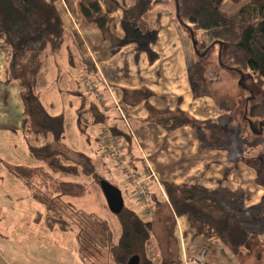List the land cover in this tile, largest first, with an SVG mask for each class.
Wrapping results in <instances>:
<instances>
[{"label":"trees","instance_id":"trees-1","mask_svg":"<svg viewBox=\"0 0 264 264\" xmlns=\"http://www.w3.org/2000/svg\"><path fill=\"white\" fill-rule=\"evenodd\" d=\"M56 1L0 0V48L9 60L7 71L18 80L24 106L22 137L34 160L33 163L9 164L8 170L22 180L33 199L45 206L43 216L50 228L58 226L75 234L81 254L87 252L89 255L93 250L90 255L97 258L96 252L101 251L100 264H128L135 254L140 257L139 264H184L178 259L157 261L149 255V245L154 238L150 215L152 204L157 201L150 184L154 180L159 183L157 177L146 181L151 194L150 206L135 198L143 206V212L125 204L119 213H113L100 186L101 180L108 178L101 171L99 160L82 150L71 151L72 157L56 146L66 139L65 114L48 112L38 95L44 54L58 55L65 40L64 22ZM226 1L237 7L224 10ZM169 2L174 6L179 25L186 26L192 36H197L203 50L221 45L218 59L198 56L190 65L188 73L195 97L209 94L212 83L221 79L224 68L244 75L251 73L260 86L264 85V0H135L132 5H127L125 0H77V8L84 24L100 30L102 39L108 42L109 54L113 56L132 42L138 44L137 53L140 48H147L156 38L162 13L157 12L154 27H150L144 18L156 4ZM119 9H122V23L126 30H131L123 37L118 33L114 16ZM90 92L82 88L73 92L80 101L77 115L85 126L104 121L101 104ZM122 94L130 105L143 102L148 110L146 120L168 132L190 126L202 146L227 145L236 133L246 152L264 150V96L258 101L246 102L243 120L234 122L224 109L225 102L220 104L218 116L199 120L182 108V96L171 108L168 97L155 95L145 86L122 89ZM152 97L163 100L165 106L152 104ZM89 115L93 119L89 120ZM111 132L126 144L123 156L130 167L140 173L149 170L150 167L143 171L135 167L140 165V159L132 133L116 119L112 120ZM231 169L225 170L221 182L227 179ZM256 169L258 180L264 185L259 176L264 171ZM127 182L131 186L128 179ZM161 185L174 213L186 216L195 234L224 244L240 264L241 258L253 252L252 247L257 246L256 240L260 239L264 227V198L260 203L244 207L241 202L244 195L239 190L211 191L197 184H178L169 180L161 181ZM94 186L100 189L99 196L94 195ZM74 198L79 199L80 206L72 202ZM87 202L94 208L89 209L85 205ZM98 208L113 215L118 235L113 223L101 215ZM41 217L38 213L36 219ZM256 224L260 231L254 230Z\"/></svg>","mask_w":264,"mask_h":264},{"label":"crops","instance_id":"crops-1","mask_svg":"<svg viewBox=\"0 0 264 264\" xmlns=\"http://www.w3.org/2000/svg\"><path fill=\"white\" fill-rule=\"evenodd\" d=\"M134 1L125 0V3L132 5ZM56 5L64 22L65 40L58 55L44 54L43 66L39 74V86L41 84L42 89L44 88L46 92L44 95L38 86V95L43 101V98H47L48 92L52 90V95L49 97L60 100V108L54 112L50 109L47 110L50 113H64L65 109H68V105L73 106L75 103H77L76 110L78 111L80 101L75 98L73 92L78 88L81 89L82 79L93 85L94 90L88 91H91V97L101 104L104 121L98 124L99 129L98 125L89 124L85 130L80 126L82 122L79 118V127L85 133L89 129L93 131L92 134L91 131L89 132L87 139L92 141L91 151L97 155V157H92L105 164V175L109 172L105 157H111V155L107 152L108 146L103 143L102 130L105 127L111 130L112 120L116 119L122 127L132 133L135 149L140 159V165L135 166L136 169L143 171L144 168L150 167L159 180V183L154 180L150 184L153 195L157 199L152 204L154 206L150 218L154 223V228L157 225L154 220H157L158 217L160 223H158L157 237L155 236L149 245V255L157 261L162 259L182 260L184 249L188 255L205 249V258L208 264H240L224 244L195 234V230L190 227L186 216H178L174 213L168 203L161 181L197 184L211 191L222 188L232 191L239 190L244 195L241 201L242 205L248 207L260 203L264 198V185L258 180V170L249 162L258 155L256 150L246 152L236 133L227 145L207 144L202 146L190 126H183L168 132L162 126L146 120L148 110L143 102L130 105L123 99L122 89L133 90L145 86L155 95L168 97L171 108L176 106L178 97L182 96L184 99L182 108L193 117L199 120L215 118L220 113L213 108L211 110L210 106L203 101L201 105L196 102L197 99L204 98V96L195 97L193 95V85L188 73L190 65L194 62L193 57L191 64L187 65L182 56L178 54V43L163 37L161 30L147 48H140L139 53L136 51L138 44L132 42L124 45L120 52L111 56L108 51V42L102 39L100 30L83 23L78 13L77 0H57ZM114 16L120 36L123 37L124 32L125 35L127 31L131 32V30H126L125 26V29H122V9L117 10ZM175 36L177 40V35ZM7 61L9 60L5 51L0 48V147H6L7 141L11 140L14 151L22 148L25 162H27L26 158L30 159L31 157L22 137L24 106L19 94V86L15 84L12 87L10 86L11 81H6ZM126 69L127 75L125 74ZM2 82L5 88L7 87L6 89L2 87ZM189 99H192L193 103L189 102ZM64 100L67 101V107H64ZM49 102L48 105L53 104L51 101ZM72 102L74 103L72 104ZM150 102L156 106H165V102L158 97H152ZM91 119L93 118L89 115V120ZM10 121H13L14 124L11 128H7ZM100 127L102 129L98 138ZM114 136L123 148L124 154L126 144L122 139ZM62 144L69 152L74 151L72 147L68 146L67 139ZM17 159L10 155L7 161L16 162ZM1 160L4 158L0 154ZM20 162H24V159H19L18 163ZM227 168L232 169L227 179L221 182ZM126 187L127 189L131 188L129 185ZM24 189L25 192L28 191L26 185H24ZM128 195L129 198H133L131 194ZM30 199L29 203L32 208L40 210L38 213L42 217L38 224L47 226V234L55 233L54 236H57L61 242L70 244L74 250L79 251L75 234L71 231H63L58 226L50 228L43 216L45 206L32 197ZM34 201L38 202L40 206ZM72 202L80 206L79 199L74 198ZM127 205L143 212V206L135 200L129 199ZM88 207L89 209L94 208V206ZM101 215L108 217L103 211ZM30 218L32 221L33 218ZM258 228L256 224L254 230L260 231L261 229ZM1 237L3 236L0 234ZM2 248L3 250H0L1 264H9L7 260L5 261L4 252L10 251V257L16 259V251H11L10 248L6 250L4 245ZM10 264L18 263L11 261Z\"/></svg>","mask_w":264,"mask_h":264},{"label":"rangeland","instance_id":"rangeland-1","mask_svg":"<svg viewBox=\"0 0 264 264\" xmlns=\"http://www.w3.org/2000/svg\"><path fill=\"white\" fill-rule=\"evenodd\" d=\"M236 7L237 5L230 1H226L223 6L226 11H231ZM157 12L162 13L160 16V23H157L160 26L158 28V32L161 30L163 37L169 38L170 40L175 41V43H178V54L182 56L187 65L191 64L192 57L193 60H195L196 57L201 56L203 53H205L204 57H207L209 60L218 59L221 56V45L216 44L209 50H203L197 41V36H192L189 28L186 26L179 25L176 20L177 14L171 2L156 4L154 9L145 16L144 19L149 23L150 27H154L156 24L154 22H156L155 16ZM122 29H125L123 24ZM175 35H177V40L175 39ZM7 65L9 66V61H7ZM5 72L7 80L10 78V86L13 87L15 84L18 85V80L14 77V75L7 70H5ZM81 82L83 83L81 86L83 90H90L88 87L89 82H85L84 79H82ZM1 85L5 88L3 82ZM39 88L45 95L46 91L44 88L42 89L41 84ZM52 92V90L49 91L48 97L43 98L45 104L43 103L41 97L40 101L42 103L41 105H43L46 110L50 109L54 112L60 108V100L55 99V97H49L52 95ZM263 96L264 85L260 86L251 73H246L244 75L236 70L224 68L222 69L221 79L212 83L209 94L205 95L204 98L199 100L197 99L196 102L200 105L205 102L210 106L211 110L213 108L218 113H221L220 104L225 102L226 107L224 109L230 113L232 120L234 122H241L245 116L243 113L245 110V103L248 101H258ZM68 100L70 99L68 98ZM49 101L53 104L48 105L50 103ZM188 101L193 103L192 99H189ZM66 102L64 107H67ZM73 103L74 102H72V104ZM76 104L77 103L73 104V106L68 105V109H65L64 111L66 117V139L68 140V146L72 147L74 150H82L88 155L97 157L96 153L91 151L90 148L93 144L92 141H88L87 139L89 132L91 131L92 134L93 131L89 129V131H86L87 133H85L82 128L86 130L87 126H83L84 121L82 120V124L80 123L82 128L79 127V116L76 113ZM10 118L12 119V116H10ZM13 124V121H10L7 128H11ZM97 127L99 129V125ZM101 129L102 128L100 127L98 138L101 133ZM85 136L86 138H84ZM6 144V147H0V154L4 158V160L0 161V234L3 236L0 238V250H3L2 245H4L6 250L10 248L11 251H16L17 255L15 259L10 257V251L7 253L4 252L3 256H5V261L7 260L9 264L11 261L18 264H100L102 259L98 257H101V251H99V253L96 252L97 258L91 256L93 250L90 252L91 255H88L87 252L81 254L80 251L74 250L70 244L61 242L57 236H54L55 233L47 234V226H40V224H38L40 222L39 219H36V216L40 210L32 208L29 203L31 200L30 198L32 197L30 190L28 189L29 193L28 191L25 192L22 180L8 170V165L18 163L19 159L23 158L25 162L22 148L20 147L14 151L13 142L11 140H8ZM56 146L58 149L67 152L72 157L74 156V154L69 152L63 144L60 143ZM102 147L105 149L103 145ZM256 152L258 156L252 158L249 162L255 164L256 168L259 170L264 171V150L262 152L256 150ZM10 155L14 156V159L18 158L17 161L8 162L7 159ZM28 159L29 157L26 158L27 162H34L32 157L29 160ZM105 162L109 167V172L106 173L105 176L111 183L121 189L125 203L129 204V199L136 201L133 189H127L126 187L129 185L127 182V175L123 172L122 167L118 165V161L115 157L107 156L105 157ZM100 169L103 173H105V164L102 162H100ZM259 176L264 180V174H260ZM86 179L90 181L89 178ZM93 190L94 195L99 196L101 194V191L97 186H94ZM128 194H131L134 199L129 198ZM34 203H37L40 206L38 202L34 201ZM37 204L35 205L37 206ZM89 204L90 202L85 203L86 206H89ZM97 210L100 214L103 211L109 219L111 216L114 232L118 235L119 229L117 228L113 215H111L107 210H100V208ZM30 217L33 218L32 221ZM154 221L157 223L154 228L155 238V236L157 237L156 233L159 228L158 223H160V218L158 217L157 220ZM260 233H262L261 235L258 233L260 239L256 240L258 243L257 246L255 245L252 247L253 252L251 254L241 258L242 264H264V231H260ZM257 253H260V256H258Z\"/></svg>","mask_w":264,"mask_h":264},{"label":"built area","instance_id":"built-area-1","mask_svg":"<svg viewBox=\"0 0 264 264\" xmlns=\"http://www.w3.org/2000/svg\"><path fill=\"white\" fill-rule=\"evenodd\" d=\"M88 87L90 90H94L92 84H88ZM101 136L103 143L108 146L107 152L110 153L111 156H115L116 159H118L119 166L122 167L123 172L127 175V179L130 181V185L133 189L135 198L143 204L150 206L149 203L151 194L149 192V187L147 186L146 181L150 177L156 178L154 170L152 168H149V170H146L144 173H140L131 168L130 165L125 161V158L123 156V148L121 147L119 141L107 127L102 130ZM148 209H150V207ZM205 257V249H201L193 255H188L184 249L182 254V261L184 264H208Z\"/></svg>","mask_w":264,"mask_h":264},{"label":"water","instance_id":"water-1","mask_svg":"<svg viewBox=\"0 0 264 264\" xmlns=\"http://www.w3.org/2000/svg\"><path fill=\"white\" fill-rule=\"evenodd\" d=\"M203 53L201 56H204ZM101 189L107 200V204L113 213H119L124 207V198L120 188L106 179L100 182ZM140 257L135 254L128 260V264H139Z\"/></svg>","mask_w":264,"mask_h":264}]
</instances>
